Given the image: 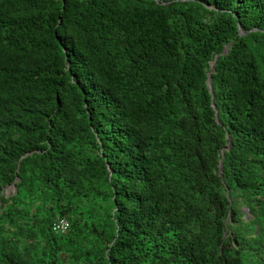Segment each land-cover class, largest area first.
<instances>
[{"label":"trees","instance_id":"obj_1","mask_svg":"<svg viewBox=\"0 0 264 264\" xmlns=\"http://www.w3.org/2000/svg\"><path fill=\"white\" fill-rule=\"evenodd\" d=\"M0 264H264V0H0Z\"/></svg>","mask_w":264,"mask_h":264},{"label":"built area","instance_id":"obj_2","mask_svg":"<svg viewBox=\"0 0 264 264\" xmlns=\"http://www.w3.org/2000/svg\"><path fill=\"white\" fill-rule=\"evenodd\" d=\"M68 227L69 223L63 217L56 218L51 224V230L56 234L65 233L68 230Z\"/></svg>","mask_w":264,"mask_h":264},{"label":"water","instance_id":"obj_3","mask_svg":"<svg viewBox=\"0 0 264 264\" xmlns=\"http://www.w3.org/2000/svg\"><path fill=\"white\" fill-rule=\"evenodd\" d=\"M238 30H239V32H240V28H239ZM223 53H226V49H224ZM216 59H217V56H215V58H214V61H213L212 65H211V67H210V70H209V74H211L212 71H213V66L215 65V61H216ZM208 87H209V91L212 92V85H211L210 77L208 78ZM213 108H214V106H213ZM214 109H215V108H214ZM216 120H217V119H216ZM230 145H231V141L229 142V147H230ZM229 147H228V149H229ZM219 174L221 175V167H220Z\"/></svg>","mask_w":264,"mask_h":264},{"label":"rangeland","instance_id":"obj_4","mask_svg":"<svg viewBox=\"0 0 264 264\" xmlns=\"http://www.w3.org/2000/svg\"><path fill=\"white\" fill-rule=\"evenodd\" d=\"M15 189L12 186L6 187L4 189V194L9 195L10 193H14Z\"/></svg>","mask_w":264,"mask_h":264}]
</instances>
